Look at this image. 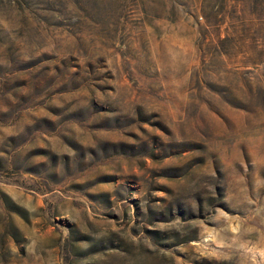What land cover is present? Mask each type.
<instances>
[{
  "label": "rangeland",
  "instance_id": "374dc122",
  "mask_svg": "<svg viewBox=\"0 0 264 264\" xmlns=\"http://www.w3.org/2000/svg\"><path fill=\"white\" fill-rule=\"evenodd\" d=\"M0 264H264V0H0Z\"/></svg>",
  "mask_w": 264,
  "mask_h": 264
}]
</instances>
